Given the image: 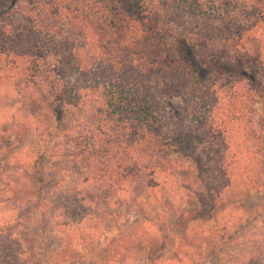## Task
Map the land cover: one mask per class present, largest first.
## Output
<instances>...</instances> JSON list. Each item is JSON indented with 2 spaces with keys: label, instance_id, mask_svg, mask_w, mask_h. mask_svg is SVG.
<instances>
[{
  "label": "trees",
  "instance_id": "16d2710c",
  "mask_svg": "<svg viewBox=\"0 0 264 264\" xmlns=\"http://www.w3.org/2000/svg\"><path fill=\"white\" fill-rule=\"evenodd\" d=\"M0 138L14 261L264 264V0H0Z\"/></svg>",
  "mask_w": 264,
  "mask_h": 264
},
{
  "label": "rangeland",
  "instance_id": "374dc122",
  "mask_svg": "<svg viewBox=\"0 0 264 264\" xmlns=\"http://www.w3.org/2000/svg\"><path fill=\"white\" fill-rule=\"evenodd\" d=\"M202 75L204 76V70L202 72ZM3 147L4 145L0 138V154L2 153ZM187 152L192 154L193 156L200 157L201 160H204L205 165L209 159H211L212 161L216 156L213 148H211L209 145L200 146L196 149L188 148ZM261 152L264 154V149H261ZM2 190H6V188L3 187L2 183H0V198L2 196L4 197V199L9 198L8 193H2ZM238 200L239 201L233 198L228 200V203L233 204V207H231L232 209L237 207L240 208L237 215H240L241 213L243 214L246 213L248 215L253 214V216L254 215L258 216L257 218L254 219V221H252V223H254L256 227L262 226L264 222V182L256 189L251 190L247 194L242 195ZM6 201L8 202V199ZM10 208L11 207L9 203L5 202L3 205L0 204V225H1V221L8 217L9 215L8 209ZM184 208L190 211H195L198 209V204L194 200H190L184 204ZM228 211H231V209H227L224 212L223 220L221 221L219 220L218 223H224V225L229 226L228 223H225L226 220L228 219ZM0 230L4 232L6 230V232L11 233L9 231L10 230L9 226H2V227L0 226ZM10 235H12V233ZM5 239H6L5 235H0V264H31V262L27 260V258H25V260L21 259L22 262L14 261L12 256L15 255L16 248L15 246H12L7 241H5ZM102 240L103 239H101V241ZM202 241L204 242V239ZM43 244L40 245V250H38L39 253L44 251L45 245ZM222 248L223 251L218 252L214 255L211 254L207 255V253L204 254V251L201 254V256L197 254H192L194 261L199 262L200 264L201 263L204 264L205 262L206 264H236L237 262L238 264H253V262L250 260V257L252 256L253 252L250 247L243 248L242 241L238 242L237 245H229V246L226 245L225 247L223 246ZM80 252L83 253L86 252V250L84 248H81ZM39 259L41 260V263H43L44 261V260L42 261L43 258H39ZM212 261L213 263H211Z\"/></svg>",
  "mask_w": 264,
  "mask_h": 264
}]
</instances>
